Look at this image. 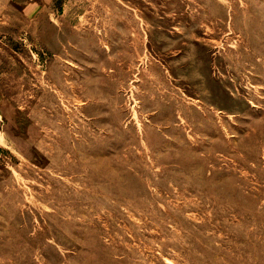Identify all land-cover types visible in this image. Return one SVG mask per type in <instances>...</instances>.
Segmentation results:
<instances>
[{"label":"rangeland","instance_id":"374dc122","mask_svg":"<svg viewBox=\"0 0 264 264\" xmlns=\"http://www.w3.org/2000/svg\"><path fill=\"white\" fill-rule=\"evenodd\" d=\"M0 264H264V0H0Z\"/></svg>","mask_w":264,"mask_h":264}]
</instances>
